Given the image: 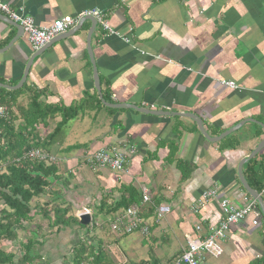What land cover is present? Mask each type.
Returning a JSON list of instances; mask_svg holds the SVG:
<instances>
[{
    "label": "crops",
    "instance_id": "0c3cea01",
    "mask_svg": "<svg viewBox=\"0 0 264 264\" xmlns=\"http://www.w3.org/2000/svg\"><path fill=\"white\" fill-rule=\"evenodd\" d=\"M1 1L22 8L38 27L98 9L122 36L106 37L98 25L93 30L90 49L98 93L86 44L89 21L74 36H60L34 52L21 30L0 19V84L15 87L36 55L22 91L4 90L0 96L13 102L17 126L20 109L32 102L47 115L35 126L42 144L48 145L43 150L57 159L58 176L67 179L62 207L69 205L72 216L84 211L91 216L102 197L112 205L130 189L141 198L147 193L150 202L141 204V214L149 235L127 245L129 254L136 255L128 264H172L197 225L204 236L220 217L217 200L192 213L204 190L218 188V200L227 199L237 208L252 200L240 186L237 170L264 140L261 127L246 123L252 120L264 128V0ZM125 104L194 115L211 139L240 128L208 142L190 119L108 107ZM123 144L135 150L125 173L91 171L86 165L88 154ZM242 174L258 186L264 203V147L242 166ZM159 206L170 212L157 220L154 210ZM252 220L231 226L222 255L205 264H264V219L257 226ZM154 250L159 258L150 257Z\"/></svg>",
    "mask_w": 264,
    "mask_h": 264
},
{
    "label": "trees",
    "instance_id": "16d2710c",
    "mask_svg": "<svg viewBox=\"0 0 264 264\" xmlns=\"http://www.w3.org/2000/svg\"><path fill=\"white\" fill-rule=\"evenodd\" d=\"M21 91L22 89H19L7 93L17 94ZM3 92L5 91L0 89V94ZM12 103L11 101L5 103L0 96V107H3L8 115V118L0 119V264H49L44 254L34 251L35 247L43 246L45 235L42 234L41 226L35 223L37 214L32 213L38 206L36 204L33 207L30 203L33 198L40 199L45 196H52L53 199L47 200L42 206L40 217L48 221L49 225L55 229V233L62 231L60 226L73 223L85 234L84 238H79V241L71 247L69 256L64 255L60 258V264H113L102 249L101 242L95 241L93 236L88 235L97 227L95 223L91 220L89 227L81 226L74 216L68 215L71 211L69 205L65 208L57 205L58 201L63 205L66 202L62 191L65 186H68L67 179L58 176L57 165L21 159L23 154L31 150L45 152L43 148L48 145L42 144L44 142L40 140L35 125L44 122L47 115L38 108L36 102H32L31 107L20 109L21 124L17 126L15 125L16 117L11 109ZM33 107L37 108V111L33 110ZM67 122L68 119L63 117L61 124L65 125ZM50 137L57 138L56 135ZM59 184L62 187L60 190L53 188ZM248 185L260 192L254 183L249 182ZM141 201L138 192L130 189L128 196L122 194L112 205H108V199L102 197L92 215L102 220L109 217L108 221L111 222L117 214L131 206H141ZM51 214H53L52 219ZM25 232L27 235H24L21 240L19 233ZM4 243L17 244L20 247L17 252L15 251L16 253H8Z\"/></svg>",
    "mask_w": 264,
    "mask_h": 264
},
{
    "label": "built area",
    "instance_id": "2783aa9c",
    "mask_svg": "<svg viewBox=\"0 0 264 264\" xmlns=\"http://www.w3.org/2000/svg\"><path fill=\"white\" fill-rule=\"evenodd\" d=\"M0 15L18 25L34 52L42 50L56 37L72 30L81 19L92 17L100 28L102 34L106 37L114 36L122 38L114 29H112L104 18L101 10L93 9L80 13L78 16L64 17L60 20H55L49 26L38 27L33 18L27 15L22 8H13L9 4L0 0ZM122 41L130 44L129 39L123 38ZM224 85L234 88L232 83H223ZM153 109L152 107L149 108ZM8 115L4 108L0 107V119H6ZM1 134V130H0ZM135 152L132 146L127 144L115 146H105L92 154H88L85 158L86 165L91 171L99 169H108L118 174L125 173L129 163V157ZM22 160L43 161L46 164H55L57 159L46 152L40 150H31L21 157ZM18 162V159H16ZM218 188L213 187L204 190L200 198L192 205L191 211L193 214L199 213L211 201L217 200L220 213L219 220L214 225L207 226L206 234L201 236L202 225L195 227L194 236L187 239L186 250L177 257L172 264H205L207 258H219L223 253L222 244L227 238L228 230L231 226L244 221L248 217H252V226L258 225L260 213L257 205L253 200H248L243 207L237 208L232 205L227 199L218 200ZM141 204L150 202V198L144 191L141 198ZM88 213L87 211H84ZM170 212L166 206L156 207L154 214L157 220L163 218ZM109 229L116 237L127 236L137 231H140L142 236L149 233V226L141 217V206H131L126 211L117 214L109 224Z\"/></svg>",
    "mask_w": 264,
    "mask_h": 264
},
{
    "label": "rangeland",
    "instance_id": "374dc122",
    "mask_svg": "<svg viewBox=\"0 0 264 264\" xmlns=\"http://www.w3.org/2000/svg\"><path fill=\"white\" fill-rule=\"evenodd\" d=\"M61 188L62 187L60 184L55 187L56 190H60ZM63 199L64 201L67 200L65 195H63ZM47 200H45L44 198H40V199L33 198L32 201L30 202L31 206L34 207L36 204L38 206L33 209L32 213L37 214V217L35 218L36 219L35 223L41 226V230L43 231L42 234L45 235L43 246L35 247L34 251L41 252V254H44L49 264H60V258L64 255L69 256L71 254V247L74 246L79 241V238L81 239L84 238L85 234L83 230L81 231V229L76 224L73 223H68L67 225L60 226V229L62 231L59 233H55L54 232L55 229L49 225L48 221L40 217L41 215L40 211L43 208L42 206L45 204ZM57 205L61 207L63 204H61V202L58 201ZM76 209L78 210V208ZM74 214H75L74 210H71L68 213V215L70 216ZM52 216L53 214H51L50 216L51 219ZM91 220L93 223H95L97 227L93 229L94 232L91 230L88 235L91 237L93 236L95 241L101 242L102 249L107 253V256L110 258L113 264H128L127 263L128 261L135 262L136 255L129 254V249L127 248L128 247L127 245L130 242L134 241L133 240L134 238H138L140 236L143 237L140 234V231H137L125 237H116L109 230V224H110V222L108 221L109 217L106 218L105 220H102V218L100 217L96 218L93 217V215H91ZM99 225L100 227H98ZM25 226L28 227L27 225ZM24 235H27V233L26 232L24 234L19 233L21 240L24 238ZM5 244L7 246L5 250L8 253L11 252L13 253L15 251L17 252V249H19L20 247L17 244L4 243V245ZM146 249L149 252V248L146 247ZM154 253L155 250L152 251L150 257L152 259L156 257L159 258V255L155 256Z\"/></svg>",
    "mask_w": 264,
    "mask_h": 264
},
{
    "label": "water",
    "instance_id": "95a60500",
    "mask_svg": "<svg viewBox=\"0 0 264 264\" xmlns=\"http://www.w3.org/2000/svg\"><path fill=\"white\" fill-rule=\"evenodd\" d=\"M0 19L5 20V22L7 24L11 25L12 27H14L17 30V32H19V30H21V28L18 25L14 24L10 20H8L6 17L0 15ZM84 21H89L91 23V32H89L88 35H87L86 44H87V51H88L89 60H90V63L92 65V70H93L94 86H95L96 91L99 93V85H98L96 67L94 65L93 58H92V53H91V49H90V38H91V35L93 33V30H95L96 25H97L96 21L94 20V18L85 17V18L81 19L80 21H78V23L75 25V27L72 30L67 31L64 34H61L60 36L61 37L64 36V35H69L71 37L74 36L75 34H77L80 31L81 24ZM60 36L56 37L54 40L58 39ZM42 50H40L38 52H41ZM35 58H36V55L34 57H32L27 62L26 66H25V69H24V72H23V75H22V78H21V80L19 81V83L15 87H7V86H4V85L0 84V89L9 90V91H17V90L21 89L23 84H24V82H25V80H26V77L28 75L29 68H30V66H31V64H32V62H33V60ZM108 107H110L112 109L132 110V111H136V112H139V113H142V114H148V115H152V116H162V115H164V116H170V117L172 116V117L190 119L197 125L199 133L208 142H216V141H218V140L230 135L231 133H233L234 131H236V130H238L240 128V127L235 126V127L231 128V129L225 131L222 135L218 136L217 138L211 139V138H209L207 136L206 132L204 131V129L202 127L201 120L199 118L195 117L194 115H191V114H187V113H183V114H179V113H163V112H156V111L155 112L154 111H147V110H144V109L137 108V107H135L133 105H127V104H125V105H109ZM243 123H245V122H243ZM246 123L256 124L259 127H261L263 129V132H264V128H263V126L261 124L256 123V122H254L252 120H249V122H246ZM240 125H242V124H239V126ZM263 147H264V140L257 145V147L252 151V153L249 156H247L246 158H243L240 161V163L238 165L237 172H238V180H239L240 186L243 188L244 192L256 203L257 209H258V211L260 213V217L264 219V203H263V200H262L260 194H258L252 188H250V186L245 181V179L243 177V174H242V166L245 163H247L248 161H250L251 159H253ZM75 218H76L78 224L81 225V226L89 227L91 225V216H90L89 213H85V212L81 213V214L77 215Z\"/></svg>",
    "mask_w": 264,
    "mask_h": 264
}]
</instances>
